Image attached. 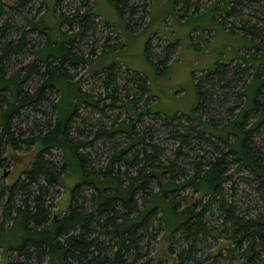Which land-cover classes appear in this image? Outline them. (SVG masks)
<instances>
[{
	"label": "trees",
	"instance_id": "trees-1",
	"mask_svg": "<svg viewBox=\"0 0 264 264\" xmlns=\"http://www.w3.org/2000/svg\"><path fill=\"white\" fill-rule=\"evenodd\" d=\"M31 1L13 0L11 8L24 18L23 9ZM46 1L49 2L41 0L43 14L37 20L28 19L31 26L28 32H43L46 36V41L40 47L35 45L34 51L26 45V28L18 24H0V146H9L14 151L22 146L26 150L35 149L34 159L24 176L2 189L6 202L2 204L0 220V253L16 254L15 264H41L45 257L51 264H154L150 257L152 248L144 244V240L146 236L156 239L157 231L152 222L157 220L160 223L158 231L169 236L170 249L177 233L184 236L187 248L176 256L177 263L184 264L194 259L192 255L197 251L200 237L210 236L205 213L215 204L223 217V227H227L225 238L231 242L228 251L232 256L241 259L243 264H255L256 260L264 264V219L247 220L239 216L238 208L223 194L224 183L230 177L227 164L250 171L264 186V147L261 151L253 146V139L261 135L264 126L261 99L264 71L257 72L259 65L264 64V40H259L262 32L246 23L241 27L231 24L229 28L223 24L224 19L240 14L234 6L241 7L243 2L257 0H209L210 3L203 7L195 5L189 14L192 0H170L171 19L186 23L190 19L206 18L208 24L201 31H213L212 24H218L226 35L243 40L226 61L219 59L204 70L202 78L193 77L197 103L192 114L163 115L159 126L166 127L168 138L177 142L173 160H165L163 150L155 144V129L137 127L139 123L143 125V116L151 115L154 119L162 116L151 111L152 102L142 111L136 110L142 96L151 100L146 78L132 72L127 82L139 90V98L123 104L119 101L118 105L120 91L112 72L118 63L113 49H102L95 58L88 55L83 58L72 45L76 36H84L93 26L88 18L92 14L96 16L94 10L81 15L76 12L71 17L58 15L55 6L62 0H54L49 8L50 21L57 23L53 27L54 24L46 25L40 20L48 12ZM108 1L128 28L137 6L130 5L131 0ZM179 4L183 5L180 10L177 9ZM146 12L142 9V14ZM63 24L69 26L67 31H61ZM74 24L77 25L75 30L72 29ZM8 33H13L15 39H8ZM194 33V30L190 33V39ZM151 40V37L146 40L144 56L163 74L177 44L166 42L160 48ZM192 47L199 46L192 43ZM242 50L249 54L240 53ZM22 54L40 61L27 65L25 76H22L23 64L2 68L5 62ZM109 54L113 59L108 62L105 58ZM94 59H98L101 70L109 72L105 78L104 97L99 98V95L97 101L83 92L68 71ZM233 60H239L244 67L236 70L232 66L229 71ZM246 70H251L252 74L240 84L238 95L242 101L226 109L229 114L234 109L238 111L232 118L216 122L212 116L219 115V109L227 102L225 99L220 103L217 89L237 86L240 80L234 77ZM103 101H108V105L103 103V107H99ZM87 107L101 116H105L106 109L121 108L129 121L112 119L108 127L100 124V120L94 124L79 114ZM86 126L90 128L88 136ZM117 136L125 141L113 145L104 166L96 170L91 165L88 150L97 143L111 144ZM194 141L198 144L193 145ZM201 146L212 148L208 159L200 156ZM185 149L194 154L192 159H200L187 170L184 169L191 157L183 153ZM55 156L61 161H56ZM162 159L166 163L161 162ZM69 171L74 173L76 181L69 189L67 212L53 217L50 215L55 193L52 188L59 185L61 176ZM188 189L197 198L181 196Z\"/></svg>",
	"mask_w": 264,
	"mask_h": 264
},
{
	"label": "rangeland",
	"instance_id": "rangeland-1",
	"mask_svg": "<svg viewBox=\"0 0 264 264\" xmlns=\"http://www.w3.org/2000/svg\"><path fill=\"white\" fill-rule=\"evenodd\" d=\"M53 3L54 0H49V2L46 1V6H44L48 9L49 13H44L40 20L46 23V25L54 24L53 27H55L57 23L49 19V14L51 13V9L49 8ZM131 3L137 6V12L131 19V21L136 24L132 22L128 28H126V22L117 16L115 9L110 5L108 0H62L58 6H55V14L71 17L76 12L81 15L84 12L94 10L96 16L94 17L92 14L88 18V21L91 22L93 26L91 25L92 27L86 31L84 36H76L72 40V45L75 46L79 52L78 54L83 58L87 55L95 58L102 49L109 47L113 49L112 52L116 57L115 61L118 63V65L114 66L115 68L112 71L116 75L118 89L120 91V94L117 96L119 99L117 102L118 105L121 103L123 104L126 100H131L132 98L138 100L139 98V90L127 82L131 79L132 72H137L142 77L146 78L148 97L151 100L142 96V98L138 100L136 110L140 112L144 108H147L152 102L150 107L151 111L162 114V116H160V118L155 117L156 119L151 115L146 117L143 116L141 119L143 125L140 126L141 123H139L137 127L142 129L143 127L151 126L150 129H155L153 134L154 138H156L155 144L163 150L165 160L166 158H168V160H173L175 154L174 149L177 147V142L168 138L169 133L166 127L162 128L159 126L164 120L163 115L172 116L179 114L185 116L192 114L197 103L193 77L202 78L204 76V70L216 64V61L219 59L226 61L236 51L239 44H243V40L232 34L226 35L218 24H212L215 33L212 30L201 31V29H205V26L208 24L206 18H199L197 20L190 19L186 23L176 18L171 19L169 16L172 8L170 0H131L129 4L131 5ZM191 3L192 7L188 8V14L192 12L195 5L203 7L210 2L209 0H192ZM11 6H13V0H0V13H2L1 16L3 18V21L0 20V24L5 22L8 25L18 24L26 28L27 32H25L26 34L24 36L28 41L26 45L30 50L32 49V51H34L36 46L40 47L46 41L45 33L38 32L34 34L33 32H28L31 27L28 19L29 21L37 20L44 12L41 0H32L30 4L23 9L25 11L23 13L24 18H21L18 12L13 10ZM182 7L183 5L179 4L177 9L180 10ZM142 9H146V14H142ZM234 9L235 11H239L240 14L229 19H224V26L229 28L230 25L233 24L237 27H241L242 24L245 23L250 26L255 25L257 29L262 32V36H260L259 40H264V0H257V2L253 3L243 2L241 7L234 6ZM126 16L128 18V14H126ZM166 18L167 20H165ZM145 23L146 25H144ZM75 28H77V25L74 24L72 29L75 30ZM60 29L61 31H67L69 26L63 24ZM193 30L195 33L191 38V42L190 33H192ZM237 35L240 36L241 34L237 33ZM149 37L152 38L151 42L155 47L159 45L161 48L166 42L177 44L174 50L175 53L168 64L169 67L163 74L160 73V71L157 72L155 66L150 64L144 56L145 43ZM8 39H15L13 33L9 34ZM192 43H196V46L199 47H192ZM240 53L247 54L245 50H242ZM28 54L24 56L22 54L18 57L12 56L14 58L10 57L12 61L5 62L2 68L8 69L14 67V65L23 64L24 68H21L23 70L22 76H25L24 69L27 65L29 66L31 62L35 64H39L40 62L37 60L35 61V58ZM106 59H108L109 62L113 59V55L109 54L105 60ZM232 66H234L236 70H239L244 67V64L239 60H233L229 71H231ZM259 66L260 68L257 69V72L262 73L264 71V64H260ZM99 67L100 64L98 63V59H94L85 65H78L73 68V70L67 68L73 77V81L75 80L79 83L83 92L89 94L93 98L92 101H97L99 98L104 97L105 78L109 73L108 71L105 72L101 70ZM239 74L234 77V79L240 80L237 86L217 89L220 103H223L225 99H227V102L223 105L222 109H219V115L212 116L216 122L219 121L222 123L225 119L232 118L233 113L238 111L234 109L233 113L229 114L226 109L233 105V103L242 101V98L238 95L240 84L245 79L247 80L246 77H250L252 73L251 70H246L244 74ZM132 87L135 89L131 90L130 88ZM128 91L130 94L127 97ZM262 92L264 97V90H262ZM54 95L55 94H53L52 97H55ZM99 95H101V97H99ZM263 97L261 99L264 105ZM119 101L121 103H119ZM103 103L108 105V101H103L99 103V107H103ZM46 110L48 111V107H46ZM79 114L83 115L86 117V120L89 122L92 121L94 124L100 120V124L106 125L107 127L111 124L112 119L129 121L126 115L123 114V109L121 108L106 109L105 116H101L100 114L94 113L91 107H87L85 110L82 109ZM197 127L200 128L201 125H197ZM88 128L89 127L86 126L87 136L90 129ZM260 134L259 137L253 139V146L255 149H260L262 151V147H264V126L261 128ZM122 141L124 142L125 140H123L121 136H117L115 141L111 144L105 146L97 143L94 147H91V150H88L91 158V165H93L96 170H100L110 155L109 150L111 147ZM215 143L218 145L217 142ZM195 144L197 145L198 142L194 141L193 145ZM201 147L203 150L199 149L198 151L200 156H204L208 159L210 153L213 151L212 148L207 146ZM0 149L1 220L2 204L6 202V195H4L2 189L5 186L17 182V179L24 176L23 173L25 169H29L28 166L34 159L33 155L35 149L30 147L26 150L24 146L16 149V151L9 146H0ZM222 149L223 148H220V150ZM183 153H187V155L191 157V159L188 160L190 161L188 162L189 164H186L187 166H185L186 169L184 170L190 169L194 163L200 160L192 159L194 154L190 152L189 149L183 150ZM164 159H162L161 162L166 163ZM55 160L60 162L61 158L55 156ZM179 164L181 163L179 162ZM227 170L230 177L223 186V194L227 201L233 203L236 208H238L237 214L244 219H253L256 221L264 219V198L261 196V194L264 195V186L257 182L250 171L238 170L236 166H231L229 164H227ZM73 174L74 173L70 171L65 173V175L61 176V183L52 188L55 193L53 200H51L50 215L53 217L62 216L64 212H67L69 205L68 199H70L69 189L76 181ZM153 189L156 191L155 187ZM181 196H188L190 199L197 198L195 194H191L189 189L182 192ZM206 199L207 197L204 198V201H206ZM208 209V212L205 213V220L210 228V236L200 237L199 243L197 244V251L192 255L194 259L184 264H243L241 259H235L231 252L228 251V248L232 247V245L231 242L225 238L227 235V233H225L227 227H223V217L216 209V205L213 204ZM152 224L157 231L156 239L151 240L146 236L144 244L148 243L150 248H152L150 257L154 260V264H178V260L176 259L178 252L182 249L185 250L188 245V243L184 241V236L177 233L170 249L169 236L166 233L164 234L158 231V225L160 223L157 220H153ZM15 259H17V256L14 253H8V255L0 253V264H7L9 260L12 261V264H15ZM24 264H34V262H24ZM41 264L51 263L48 258L45 257ZM255 264L261 263L256 260Z\"/></svg>",
	"mask_w": 264,
	"mask_h": 264
}]
</instances>
